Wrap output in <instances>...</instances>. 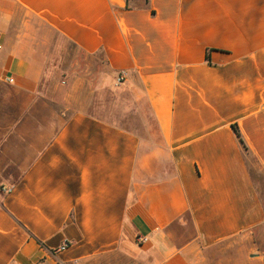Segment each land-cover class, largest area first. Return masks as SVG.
Returning a JSON list of instances; mask_svg holds the SVG:
<instances>
[{"label":"crops","instance_id":"1","mask_svg":"<svg viewBox=\"0 0 264 264\" xmlns=\"http://www.w3.org/2000/svg\"><path fill=\"white\" fill-rule=\"evenodd\" d=\"M0 46V264H209L264 227V0H0Z\"/></svg>","mask_w":264,"mask_h":264},{"label":"rangeland","instance_id":"2","mask_svg":"<svg viewBox=\"0 0 264 264\" xmlns=\"http://www.w3.org/2000/svg\"><path fill=\"white\" fill-rule=\"evenodd\" d=\"M66 62L60 60L58 64H66L67 70L71 69L75 72L76 76L84 77L89 79L88 64L87 60L83 55H81L75 48L65 47ZM104 70L103 62L99 61L97 58H92V111L95 110L96 101H103L104 92L100 91L99 79L100 73ZM90 75V77H91ZM85 98L87 99L88 93H85ZM251 170L254 173L255 179L259 186L260 194L264 200V176L257 167L254 159L250 158ZM255 251V253H264V227L258 229L251 241H242L240 239L239 244L234 245H224L216 247L208 253L209 264H248L249 252Z\"/></svg>","mask_w":264,"mask_h":264},{"label":"built area","instance_id":"3","mask_svg":"<svg viewBox=\"0 0 264 264\" xmlns=\"http://www.w3.org/2000/svg\"><path fill=\"white\" fill-rule=\"evenodd\" d=\"M0 49H1V46H0ZM125 78H126V73L125 72H122L118 75L117 77V83L118 84H121L125 81ZM8 193H11L12 192V189H8L6 190ZM139 241L141 244H144L148 241L147 238H139ZM69 247V244L65 243L61 248L60 250L63 251V250H66L67 248ZM73 264H79L77 262H74Z\"/></svg>","mask_w":264,"mask_h":264},{"label":"trees","instance_id":"4","mask_svg":"<svg viewBox=\"0 0 264 264\" xmlns=\"http://www.w3.org/2000/svg\"><path fill=\"white\" fill-rule=\"evenodd\" d=\"M234 131H235L236 135L238 136L240 142L242 143V145H243L245 151H248V148H247V146H246V144H245V142H244V140H243V138H242V136H241V134H240V132H239L238 127L234 126Z\"/></svg>","mask_w":264,"mask_h":264}]
</instances>
